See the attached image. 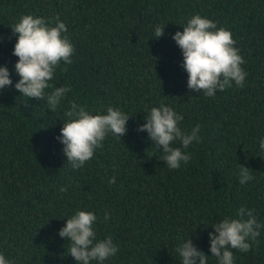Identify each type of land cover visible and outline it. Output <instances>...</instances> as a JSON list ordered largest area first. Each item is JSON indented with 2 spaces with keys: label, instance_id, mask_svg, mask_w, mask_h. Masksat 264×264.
<instances>
[{
  "label": "trees",
  "instance_id": "obj_1",
  "mask_svg": "<svg viewBox=\"0 0 264 264\" xmlns=\"http://www.w3.org/2000/svg\"><path fill=\"white\" fill-rule=\"evenodd\" d=\"M26 14L59 15L75 45L73 63L62 62L51 81L72 88L55 112L15 88L12 26ZM195 14L233 33L246 61L243 88L233 82L214 97L188 88L172 36ZM157 25L165 27L159 39ZM0 37V66L13 81L0 93V252L7 259L78 264L58 234L77 210L95 212L97 239L111 236L119 246L104 264H180L175 248L189 237L208 264H218L210 252L214 223L245 206L264 223V0H0ZM71 100L130 116L127 134H109L78 170L57 139ZM161 102L184 116L182 129L201 125V141L184 150L191 159L179 169H169L162 149L138 131ZM239 164L255 179L241 184ZM260 233L252 251L232 249L235 264H264Z\"/></svg>",
  "mask_w": 264,
  "mask_h": 264
},
{
  "label": "clouds",
  "instance_id": "obj_2",
  "mask_svg": "<svg viewBox=\"0 0 264 264\" xmlns=\"http://www.w3.org/2000/svg\"><path fill=\"white\" fill-rule=\"evenodd\" d=\"M218 23L195 14L188 19L182 32L177 31L172 36L182 50L188 88L207 97H214L217 91L231 89L233 82L243 88L248 75L242 67L246 61L236 47L233 33L227 27H218ZM164 30L165 27L160 25L155 27L156 39L164 36ZM67 33V25L59 15L45 18L26 14L12 26V34L17 37L13 50V55L18 57L15 71L20 77L15 88L29 99L45 100L52 112L57 111L68 93L72 92L70 85L56 87L51 83L62 62L64 65L73 63L76 49ZM63 70L66 71V67ZM12 84L10 70L6 65L0 66V93ZM64 116L57 139L64 145L68 163L76 170L90 161L97 149L103 148L109 134L117 138L126 135L130 118L119 108L107 106L106 112L103 109L94 112L75 100L69 101ZM183 119L182 114L161 102L159 107L150 109L146 115L147 122L138 128V131L148 133L158 150L162 149V161L169 169H179L181 163L187 164L191 155L184 150L201 141V125L197 124L190 130L182 129ZM176 142L180 146H174ZM258 143L260 150L264 151V138ZM238 173L241 184L255 179L249 167L239 164ZM109 183L114 184L115 178ZM67 190V187L59 189L62 193ZM254 213L255 209L245 206L239 208L234 216H226L214 223V231L209 233L210 252L218 264H235L232 249L247 253L258 245L264 223L259 222ZM97 219L93 211L77 210L59 230V236L69 242L68 253L78 264H104L119 252V246L111 236L97 239ZM104 219H110L108 213ZM175 252L180 264H208L209 256L194 244L191 237L179 243ZM0 264L15 262L0 252Z\"/></svg>",
  "mask_w": 264,
  "mask_h": 264
}]
</instances>
